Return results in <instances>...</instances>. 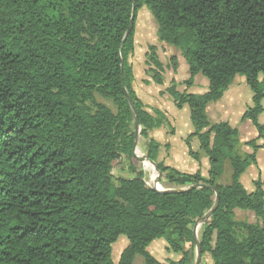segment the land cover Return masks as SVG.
<instances>
[{
    "label": "trees",
    "instance_id": "obj_1",
    "mask_svg": "<svg viewBox=\"0 0 264 264\" xmlns=\"http://www.w3.org/2000/svg\"><path fill=\"white\" fill-rule=\"evenodd\" d=\"M142 6L158 40L185 60L184 86L197 75L208 81L203 95L180 93L173 81L165 89L177 109L190 111L193 133L184 143L198 160L190 149L196 138L208 159L207 178L157 162L159 145L149 132L169 122L157 110L150 115L132 88L127 60L134 24L123 42L132 7L135 19ZM175 60H169L173 71ZM146 66L161 85L164 66L154 47ZM236 76L252 93L242 119L258 133L242 144L236 129L211 125L205 113ZM263 104L264 0H0V264H114L112 245L121 236L128 246L117 264H134L136 256L142 264H166L147 250L156 239L180 257L169 264H194L192 229L216 192L218 206L197 238L201 257L208 254L211 264H264V181L253 182L252 193L240 182L264 148ZM135 115L159 185L176 193L145 184L133 157ZM241 145L251 153L240 154ZM123 161L129 177L113 174ZM226 162L228 185L222 183ZM235 210L253 213L256 222L236 221Z\"/></svg>",
    "mask_w": 264,
    "mask_h": 264
},
{
    "label": "rangeland",
    "instance_id": "obj_2",
    "mask_svg": "<svg viewBox=\"0 0 264 264\" xmlns=\"http://www.w3.org/2000/svg\"><path fill=\"white\" fill-rule=\"evenodd\" d=\"M163 43H161L156 35V27H155V22H154V18L151 15L150 11L148 10V8L146 6H142L141 8H139L136 11L135 14V19H134V38H133V51L131 52L127 63H129L131 69H132V74H133V84H132V88L134 89L137 88L138 86H140L141 88H143L142 83H143V79H150L147 76V66H146V60H147V55H148V50L150 47H154L156 49V51L159 53V56L162 60L163 63H167L170 64L169 62V58H170V54H169V50L167 49L166 46L162 45ZM172 50H175L176 52H179L178 49H176L175 47H172ZM180 53V52H179ZM181 56V54H180ZM185 62V60H184ZM186 64V62H185ZM187 66V65H186ZM185 77V76H184ZM204 78V77H203ZM244 77L242 76H236V80L237 82L240 80H244ZM179 81H181L182 79V70L179 71V76H178ZM186 79V78H184ZM164 80V87L170 84L171 80L167 77V75H165L163 77ZM204 80H206V78H204ZM177 90L178 92L181 93L183 86L182 85H177ZM249 88V87H248ZM185 89V87H184ZM135 90V89H134ZM147 91H149L148 89H146ZM248 91L250 89H247ZM96 101L99 103L104 104L105 106H107L113 113H116V108L113 105V103L109 100H104L102 98H100L99 96H95ZM243 95H242V99H243ZM162 107L164 108V110L166 111L165 114H167L169 117H173L175 118L176 124H177V129H176V136L174 138L171 139H167L165 138V136H162V130L156 131L152 133V138L155 141H159L162 143H168L170 142V145L172 146L174 152L172 154V161H174L173 157L176 159V167L177 170L181 171L182 173H186V174H195L197 171L194 170V166L196 165V161L194 159H192L191 157L186 160L187 163L182 162L181 161V154L186 155V152H181V150H183L182 145H179L177 138L179 137V135H184V129L180 128V124H181V118L185 117V113L188 109L185 108L184 110H176L173 107H170L169 103H164L162 104ZM188 112V111H187ZM190 112V111H189ZM264 115V114H263ZM250 125H240L239 123L235 124L238 131H239V137L240 140H254L257 138L258 133L256 128L249 122ZM260 125H264V116L260 117V121H259ZM247 126V127H245ZM250 126V127H248ZM165 130L168 132H171V126L170 124L168 126H165ZM134 135L136 134V129L134 128ZM163 135H165V133H163ZM167 139V140H166ZM135 140V138H134ZM145 140L140 136V134L137 135L136 138V146L134 147L133 151L136 154L139 153V155H141L143 158H146V151H145ZM167 147L162 146L160 148V152H159V157L160 159H162L163 161H165L167 159ZM190 149L191 151H195V143H191L190 145ZM136 150V151H135ZM243 150L244 146H239L238 148V152L240 154H243ZM205 156V155H204ZM257 158H258V166H259V170L258 168H251L247 171V173L245 175H243V179L241 181L242 185L244 186V188H246V191L248 193H252L254 191V187H253V182L252 179H256L257 174L259 172L262 173V175H264V148L261 149L258 153H257ZM170 162V160H168ZM205 164L203 163V173L205 172L206 166H204ZM208 169H209V163H208ZM139 167L141 168L143 174H144V182L147 185V187L149 188H154L155 186L152 184L150 177L154 174V172L151 169L146 168L145 166V170L142 167V162L139 163ZM198 169V168H197ZM113 174L114 175H121V176H125V177H129V171H128V163L123 161L121 166L118 169L113 170ZM155 175L157 176V174L155 173ZM230 175H231V171H230V165L229 162L225 163V173L224 176L222 177V183L224 185H228L230 183ZM258 180V179H257ZM256 180V181H257ZM235 219L236 221L239 222H245V223H249V224H254L256 222V218L254 216L253 213L251 212H245V211H240V210H235ZM200 227L201 225H198L197 228V238L200 232ZM163 242V239H156L154 240L149 246H148V252L159 262L161 263H166L169 264L170 262H174V261H179L180 257H178L176 254L168 251L166 248H164L163 246H161ZM159 248L156 249V246H159ZM128 246V240L121 236L118 238L117 242L115 244L112 245V254H111V259L112 262L114 264H117L119 261V257L121 252ZM195 260H196V256H195ZM143 260L140 256H136L135 260H134V264H142ZM211 258L208 254H205L201 257V263L200 264H211ZM195 264V263H194Z\"/></svg>",
    "mask_w": 264,
    "mask_h": 264
},
{
    "label": "crops",
    "instance_id": "obj_3",
    "mask_svg": "<svg viewBox=\"0 0 264 264\" xmlns=\"http://www.w3.org/2000/svg\"><path fill=\"white\" fill-rule=\"evenodd\" d=\"M164 46L167 47V49H170L168 52L171 55V57H174L176 60V68L175 71L172 70L171 64H167V63H163L159 53L156 51V55L159 59V61L161 62V64L164 66V73L162 74V84L161 85H156L154 84L150 79H143V83L142 86L143 88H141L140 86H138L137 88L134 87V92L137 96V98L140 100V102L142 103V105L144 106L145 110L152 116H154L153 111L157 110L158 112H160L162 114V116L169 122L170 126H171V132H168L165 130V126H161L159 128L153 129L152 131L149 132V138L153 141H155L152 138V133L162 130V136H165V138H167L168 140L171 138H174L176 136V129H177V124H176V119L173 117H169L166 113V111L164 110V108L162 107V104L164 103H169L170 107H173L176 110H184L185 108L188 109L187 106H183L181 109H177L175 107V105L172 102V99L165 93V89L167 88V86L164 87V80L163 77L165 75H167V77L173 81L176 86L178 85H182V91L184 92L186 91L188 94H193V95H203L204 93L207 92L208 89V81L204 80L202 75H197L194 77L193 80V84L189 87L186 88L184 86V82L188 79L189 77V72H188V68L184 62V59L180 56L179 52H176L175 50H172L171 46L162 44ZM169 58V60H170ZM170 63V62H169ZM182 70V79L181 81H179L178 76H179V71ZM185 76V77H184ZM186 78V79H184ZM244 79V78H243ZM134 82V81H133ZM133 84V83H132ZM185 87V89H184ZM146 89H148L149 91H147ZM249 89L248 86L245 83V79L244 80H240L237 82L236 77L234 78L232 84L228 87V89L223 93L222 97L220 98V100L214 102V103H210L206 106L205 108V113H206V117L208 122L213 125V124H218L221 122H225L228 123L232 128L236 129L238 132V137H239V131L236 127L235 124L239 123L240 125H250L248 120H243V114L245 113V111L252 106V93L251 91L247 90ZM178 91V90H177ZM242 95H243V99H242ZM264 105V104H263ZM188 111V112H187ZM185 113V117L181 118V124H180V128L184 129V135H179V137L177 138L179 145H182L183 150H181V152H186V155L181 154V161L185 162L188 164V162H186V160L184 159H189L190 156L188 154V147L185 145L184 140L189 137L192 133H193V127L192 124L190 122V112L189 109L187 110ZM264 115L261 114L258 117V121H260V117H263ZM247 127V126H245ZM250 127V126H248ZM163 133H165V135H163ZM171 137V138H169ZM166 139V140H167ZM239 141L240 143H245L247 141L244 140H240L239 137ZM158 145H159V149H158V157H157V162H163L164 165L173 168L175 170H177L176 167V159L173 157L174 161H172V154L174 152L172 146L170 145V142L168 143H162L159 141H155ZM191 143H195V151L193 153H196L198 155V160L196 161V165L194 166V170L195 171H199L201 176L204 178H207V172H208V159L206 156H204V154L202 153V151H200L199 149V144L196 140V138L191 139L190 141V145ZM258 145L263 144V141H258L257 143ZM164 146L167 147V159L165 161H163L162 159H160L159 157V150L160 148ZM245 150H243V154H249L251 153V149L248 147H244ZM261 149H259L257 151V153L260 151ZM187 159V160H188ZM170 160V162L168 161ZM256 160H257V164L256 166H251L247 169V171L251 168H258L259 170V166H258V158H257V154H256ZM203 163L205 164L204 166H206L205 172L203 173L202 169H203ZM198 168V169H197ZM179 171V170H177ZM247 171L243 174L245 175L247 173ZM181 172V171H179ZM182 173V172H181ZM243 175L240 178V182L243 179ZM256 179H252V182H255L257 179H260L261 181H264V175H262L261 172H259L256 176ZM246 189V188H245ZM161 246H165L164 248H166V242L163 240ZM159 246H156V249L159 248ZM177 262V261H174Z\"/></svg>",
    "mask_w": 264,
    "mask_h": 264
},
{
    "label": "water",
    "instance_id": "obj_4",
    "mask_svg": "<svg viewBox=\"0 0 264 264\" xmlns=\"http://www.w3.org/2000/svg\"><path fill=\"white\" fill-rule=\"evenodd\" d=\"M134 10H135V8L132 7L131 17H130V22H129V28L126 31V34L124 36L123 42H125L126 38L130 34L131 28H132V26L134 24ZM129 105H130L131 108H133L130 101H129ZM135 129H136V134L138 135L140 133V131H139V128H138V122H137L136 115H135ZM137 135H135L134 147L136 146V138H137ZM133 157L136 158L139 162H143L144 160H146L147 162H149V164H151L153 166L154 171L156 172L157 176H156V180H155V187L154 188H151V189H153L154 191L159 192V193H176L177 192L175 190L166 191V190H164V189L161 188V186L158 183L160 174L157 171V168H156V166H155V164L153 162L149 161L147 158H139L134 153V151H133ZM201 187L202 186L196 185L193 188H201ZM209 189L210 190H213V188H211V187H209ZM215 195H216V200H215V203H214L213 207L211 208V210L205 216H203V218H201L200 221L196 222L195 225L193 226V229H192L193 237H194V240H195V243H196V260H195V264H200L201 263V251H200V245H199L198 239H197V228H198V225H201L207 219H209L211 217L213 211L217 208L218 202H219V194L216 192Z\"/></svg>",
    "mask_w": 264,
    "mask_h": 264
},
{
    "label": "bare ground",
    "instance_id": "obj_5",
    "mask_svg": "<svg viewBox=\"0 0 264 264\" xmlns=\"http://www.w3.org/2000/svg\"><path fill=\"white\" fill-rule=\"evenodd\" d=\"M136 151V150H135ZM136 155L140 158H143L141 155H139V153H137V151H136ZM144 166L146 167V168H148V169H151L153 172H154V174L150 177V180H151V182H152V184L155 186V180H156V175H155V171H154V168H153V166L151 165V164H149V162H147L146 160H144ZM198 232V231H197Z\"/></svg>",
    "mask_w": 264,
    "mask_h": 264
}]
</instances>
